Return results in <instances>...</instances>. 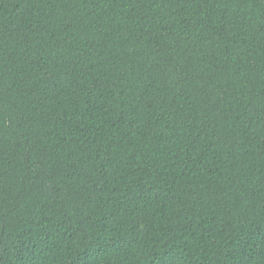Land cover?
<instances>
[{
	"label": "trees",
	"instance_id": "trees-1",
	"mask_svg": "<svg viewBox=\"0 0 264 264\" xmlns=\"http://www.w3.org/2000/svg\"><path fill=\"white\" fill-rule=\"evenodd\" d=\"M0 264H264V0H0Z\"/></svg>",
	"mask_w": 264,
	"mask_h": 264
}]
</instances>
